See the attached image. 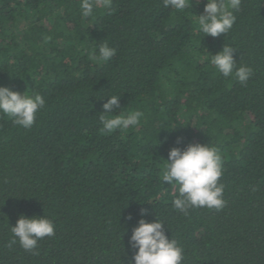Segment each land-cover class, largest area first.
Masks as SVG:
<instances>
[{
  "label": "trees",
  "instance_id": "1",
  "mask_svg": "<svg viewBox=\"0 0 264 264\" xmlns=\"http://www.w3.org/2000/svg\"><path fill=\"white\" fill-rule=\"evenodd\" d=\"M80 2L0 0V86L45 99L31 128L0 114V264H130L141 209L165 224L182 264H264V0H241L217 37L198 27L206 0L182 11L112 0L89 18ZM104 43L116 54L91 59ZM223 45L252 69L246 85L210 63ZM112 95L113 115L144 113L137 126L102 130ZM195 143L221 155L225 205L185 216L161 168ZM21 214L51 219L55 235L32 251L12 243Z\"/></svg>",
  "mask_w": 264,
  "mask_h": 264
},
{
  "label": "clouds",
  "instance_id": "2",
  "mask_svg": "<svg viewBox=\"0 0 264 264\" xmlns=\"http://www.w3.org/2000/svg\"><path fill=\"white\" fill-rule=\"evenodd\" d=\"M163 6L182 11L190 6L189 0H162ZM196 4L200 0H195ZM241 0H206L203 14L197 16L198 27L202 33L211 37L227 34L236 17L232 10L240 7ZM94 7L105 10L112 8V0H81L80 9L84 18L93 15ZM236 49L223 45L222 50L211 55L210 63L223 77L234 74L241 85H246L252 76V69L248 66L236 68L234 53ZM116 54L115 48L107 43L101 44L98 49L89 53L93 60L106 62ZM119 97H107L102 104V113L99 117L102 130L112 133L116 130L126 131L137 126L144 113L135 110L125 114H115L121 108ZM45 106V99L38 93L26 94L0 86V114L12 119L14 125L25 129L34 124L36 113ZM180 143V140H177ZM161 168V182H166L178 193L173 199V207L187 216L191 209L208 208L220 210L225 201L224 185L219 183L223 174L222 158L215 147L199 143L188 144L183 149L173 147L169 150L167 159ZM146 209H141L140 219L132 228L128 245L135 249L130 264H182L184 253L175 239H169L165 234V224L155 216L153 222H147ZM128 219H131L129 216ZM14 237L25 251L37 248L38 241L55 235V226L51 219L19 215L15 226L10 227ZM35 254V253H34Z\"/></svg>",
  "mask_w": 264,
  "mask_h": 264
}]
</instances>
